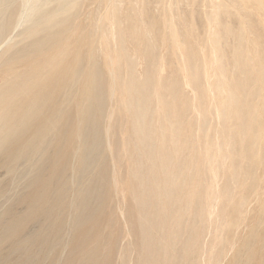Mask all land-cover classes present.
Here are the masks:
<instances>
[{
	"label": "rangeland",
	"instance_id": "rangeland-1",
	"mask_svg": "<svg viewBox=\"0 0 264 264\" xmlns=\"http://www.w3.org/2000/svg\"><path fill=\"white\" fill-rule=\"evenodd\" d=\"M0 264H264V0H0Z\"/></svg>",
	"mask_w": 264,
	"mask_h": 264
},
{
	"label": "bare ground",
	"instance_id": "bare-ground-1",
	"mask_svg": "<svg viewBox=\"0 0 264 264\" xmlns=\"http://www.w3.org/2000/svg\"><path fill=\"white\" fill-rule=\"evenodd\" d=\"M3 2H8V0H2ZM112 101V100H111ZM36 112V111H35ZM28 115V114H27ZM26 115V116H27ZM25 116V117H26ZM93 116V115H92ZM85 130V129H84ZM84 134V133H83ZM103 135V134H102ZM257 136V135H256ZM260 137V136H259ZM84 147V149H83V153H82V155H81V163H82V165L83 166H85V164H87L88 162H91V161H94V148H95V144H94V141L93 140H83V144H82V148ZM87 150V152H85ZM96 153V152H95ZM81 167V166H80ZM74 170V169H73ZM58 181V180H57ZM57 185V184H56ZM61 192V191H60ZM90 192V191H89ZM89 194L90 193H85V195H83V197H82V201L83 202H86L87 200H88V198H89ZM108 194V193H107ZM91 196V195H90ZM89 201H90V199H89ZM70 203V202H69ZM77 203H80L79 201L77 202ZM89 203V202H88ZM96 206V205H95ZM61 207V206H60ZM80 207V206H79ZM97 207V206H96ZM52 208V207H51ZM86 208H88V207H86ZM42 212V211H41ZM87 212V211H86ZM86 214V217H87V215H89V214H87V213H85ZM86 217H84V218H86ZM26 221V220H25ZM52 225V224H51ZM161 230H163V229H161ZM90 236V235H89ZM181 242V241H180ZM80 250V249H79ZM79 262V261H78Z\"/></svg>",
	"mask_w": 264,
	"mask_h": 264
}]
</instances>
